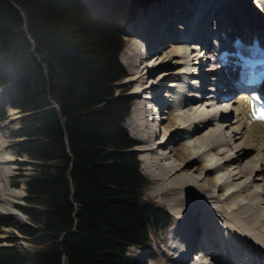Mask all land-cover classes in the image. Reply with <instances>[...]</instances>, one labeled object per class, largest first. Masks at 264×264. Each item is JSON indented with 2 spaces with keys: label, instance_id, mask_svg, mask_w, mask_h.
I'll list each match as a JSON object with an SVG mask.
<instances>
[{
  "label": "trees",
  "instance_id": "trees-1",
  "mask_svg": "<svg viewBox=\"0 0 264 264\" xmlns=\"http://www.w3.org/2000/svg\"><path fill=\"white\" fill-rule=\"evenodd\" d=\"M149 2L0 0V122L22 113L12 135L30 166L27 222L0 219L27 245L8 238L0 264H136L126 249L166 225L123 127L130 99L116 96L122 32Z\"/></svg>",
  "mask_w": 264,
  "mask_h": 264
},
{
  "label": "bare ground",
  "instance_id": "bare-ground-1",
  "mask_svg": "<svg viewBox=\"0 0 264 264\" xmlns=\"http://www.w3.org/2000/svg\"><path fill=\"white\" fill-rule=\"evenodd\" d=\"M151 8L147 19L142 16L138 20L136 29L129 26L128 33L132 29L133 40L121 55V63L129 72L125 79L134 84L131 95L135 100L127 122L131 135L141 144L135 148L144 160L141 169L155 183L156 194L164 199L163 203L174 218L163 248L159 252L153 251L148 263L154 264L161 256L163 264H227V255L217 244L213 223L233 232L245 243L247 252L244 255L248 261L255 260H250L254 255L264 258V160L261 159L264 156V123L249 116L244 93L233 101L235 106L228 114L221 107L222 102L217 101V89L224 84L222 78L227 64L217 61L215 66L207 68L204 62L210 59L204 58L197 96L190 97L193 92L181 93L168 108L163 107L166 103L158 95L164 77L180 72L178 56L183 38L177 35V31L182 30L187 36H192L193 48L202 44L208 51L218 49L209 39L212 34L209 27L215 20L214 37L219 32L231 39L233 35L245 37L252 33L264 42V0H159ZM232 15L234 17L231 18ZM235 17L236 21L233 20ZM171 22L172 25L169 24ZM148 55L153 60L150 64ZM172 66L176 67L175 70L169 71ZM207 74L212 76L211 85L215 91L207 94L205 107L199 109L205 94L202 89L208 83ZM152 93L155 95L151 100L157 103L153 109L149 107ZM185 97L186 102H183ZM223 102L229 103V100ZM12 110L16 112L9 108V121L14 119ZM228 123L232 126L229 143L233 144L229 148L228 141L222 136V126ZM163 124L166 137L156 141L158 129ZM174 135L178 137L179 146L168 151ZM238 142L236 149L235 143ZM4 147L0 135V202L7 201V206L1 204V208L6 209L0 210V216L10 214L7 208H13L23 196L21 188L16 190L8 182L2 184L12 160L9 153L3 151ZM252 150L256 153L252 154ZM235 154L243 158L241 163L245 161L248 165L239 164L236 169L234 164L239 159ZM259 154L262 155L258 157ZM223 169L225 174L219 175ZM241 177L245 180L239 182ZM21 186L25 188L24 182ZM213 188L219 192L218 195L211 194ZM258 210L263 213L260 212L261 216ZM202 241L203 246L200 245ZM198 250L201 253L197 256ZM127 252L139 255L143 262L149 260L144 250L129 247ZM192 252L195 253L194 258Z\"/></svg>",
  "mask_w": 264,
  "mask_h": 264
},
{
  "label": "rangeland",
  "instance_id": "rangeland-1",
  "mask_svg": "<svg viewBox=\"0 0 264 264\" xmlns=\"http://www.w3.org/2000/svg\"><path fill=\"white\" fill-rule=\"evenodd\" d=\"M158 1L159 0H150V2L145 7H140L139 8V10L136 12L135 17H134V20L136 22H133L132 23V26L135 29L137 28L136 24H137L138 20L142 16H144V18L147 19L148 18V15L147 14L149 12V9L151 10L152 9L151 7L153 5H155V2H158ZM235 15L237 16V14H235ZM232 17H234V15H232L231 18ZM233 20L236 21V17ZM213 21H214V19H212V22ZM172 23L173 22H171L169 24L172 25ZM214 23H216V20L213 22L212 25H210V27H213L214 26ZM132 26H131V28H132ZM123 37H124V40H125V44L126 45L131 44V42L133 40V38H132V29H129V33H128V28H127V30L124 29ZM165 48L168 49V47H165ZM159 53H160V55H163L162 52L159 51ZM121 54L118 57L119 61H121ZM149 58L151 59V55H148L147 56V62L150 64V63H152L153 60L152 59L150 60ZM211 65H212V62L210 61L209 62V66H211ZM122 66H123L125 72L126 73H129L127 71L126 67L123 64H122ZM154 75H156V74H154ZM207 76H208V78H207L208 79V83H206L204 89H202V92L204 91L205 94H204V98H201V100H200L202 103L200 105H198V108L199 109H202V108L205 107V104L204 103L207 102L206 100H208L207 99V94H210L212 91H215V89H213V86L211 85V78H212V76L211 75H208V74H207ZM148 79H151V78H148ZM149 81L150 80H148V82ZM117 86H118V89L116 90V96L117 97H125L126 96L127 98L131 99V108H132L133 107V104H134L135 97H133L131 95V91L134 88V84H130V82H127V79L124 78L122 81H120L117 84ZM162 87H164V86H162ZM222 87H224V84H222V85H220L218 87V89H217L218 92L221 91ZM208 88L211 90V92H209L210 90H208ZM0 95H1V91H0ZM205 95H206V97H205ZM9 108H11V107H9V106L7 107V118H8V115L11 113V111L9 112ZM165 109H167V108H165ZM15 111L16 112L13 111L14 112V119L12 121H9V120L6 119L7 121L5 123L4 122H0V135L2 136V138L4 140V144H5V147H4L3 151H6V153L8 152L9 153V156L12 158L11 162H9L10 165H11L10 166V169L7 170L6 179L5 180L2 179V184L5 185L8 182V185L10 187H13L12 186L13 185V182H17L18 181L19 182V186L17 188L16 187H13V188H16V190H20V188H21V191L23 193V196L21 197V199H18L17 200L18 203H16L13 208H11V207H8L7 208V209H10L11 213L8 214V215H6V216H0V219L1 220H6V221H9V222H13V223H15V222L24 223L27 220L25 218V215L19 210V207L25 205V203H26L25 202V197H26L27 193L25 191V188L22 189V186L21 185H23L24 178L28 174V172L30 171V166L27 164V158L25 156L19 154L17 152V150H16V143L19 142L21 139L20 138L13 137L12 133H13V131L17 130L19 128V126H20V116L22 115V113H20L18 110H15ZM186 111H187V109H186ZM129 112H131V110ZM164 114H166V113L164 112ZM232 121H233V119H232ZM164 124L161 125L159 127V129H158V133L159 134H158V137L156 138V141L157 140H160L162 138L164 139V136L166 137V132L167 131H164L165 129L163 130ZM228 125H229V123L227 125L224 124V126H222L224 128L223 133H222L223 134L222 136L229 143V142H231V139H232L231 138L232 135H230L231 134V131H232V126H228ZM123 127L127 131V133L130 136V138L133 139V140H136L131 135V133L129 131V125H128V122H127V118L125 119V121L123 123ZM208 127H211V126H208ZM176 134H179V133H176ZM177 140H178L177 135H174V139L172 140V142L168 146V149H167L168 151H171V147L172 148H176V147L179 146V142ZM238 144H239V142L238 143H235L236 149L238 148V146H237ZM229 145H230V147H233V144L229 143L228 144V148H229ZM226 147H227V145H226ZM132 151H134L136 153V155H137V157L139 159V162H140L139 171H140V173L144 177H146V179L148 180V184L146 185V187L143 190V195H144L145 199L150 200V201H153L154 203H156V204L162 206L163 208H165L168 211V214H169L170 220H171L170 223L167 225V227L163 228L162 230H160L158 232L151 230V232H150L151 233V239H150L149 246L146 249H144V252H143L146 255H149L150 256V257L147 256V259H149V258L151 259V254L153 253V251L159 252V250L161 248H163L165 239H167L168 236H169V230H170V228H171V226L173 224V219L174 218L172 216V212L170 211V209L168 207H166L167 206L166 204L163 203L164 202V199H162L161 197H159L156 194V192L154 190L155 183L150 179V177L148 175H146V174H144L142 172V169H143V166H144V163H143L144 160L142 159L140 152L138 150H136L135 148L132 149ZM251 153L252 154L253 153L255 154L256 151L255 150H252ZM236 155L237 154H235V158L236 159H239V160H236L234 166H235V168L237 167L236 169H238V165L239 164L240 165H242V164L245 165L246 163H244L245 161H243V163H241V159H243V158L242 157H237ZM260 155H262V154H259L257 156L259 157ZM252 156H254V155H252ZM261 159L264 160V156H262ZM222 162H223V160H222ZM6 164H8V163H6ZM247 165H248V163L246 164V166ZM235 168H232L233 170H231V168H229V169L231 171H234ZM235 171H237V170H235ZM224 172H226L225 169H223L219 175L225 174ZM17 176H20V177L18 178ZM229 180H231V178H229ZM242 180H245L244 177H241L239 179V182H242ZM263 186H264V184H263ZM211 194L212 195H218L219 192L215 188H213V191L211 192ZM6 202H7L6 200L4 201V203H3V201H1L0 202V205L2 204L3 206L4 205L7 206L6 205ZM2 205L0 206V210L4 209V208H1V207H3ZM5 209L2 210V211H5ZM188 211L189 210H185V212H188ZM258 211H259V214H260L261 210H258ZM19 213L20 214L22 213L23 216L20 215ZM260 216H261V214H260ZM261 218L263 219V217H261ZM4 229H6V231H3ZM4 232H6V233H4ZM223 233L227 234V236L230 238L229 243L232 245L234 251L237 252L239 250V247L241 245V242L239 240H235V237L233 236V232H229L226 228H224ZM10 237H17L18 238V241L14 244L17 247H23V246H26L27 245V243L25 241L19 239V238H21L20 237V234L16 231V229L14 227H11V226L1 227L0 228V241H1L0 244L9 245L10 243H8L7 240ZM142 250L143 249H141V251ZM128 254L134 255L137 258L136 264H149L151 262L150 259L146 261L147 263L146 262H143V258L140 257L139 255L135 254V253L132 254V252L131 253L128 252ZM161 259H162L161 256L158 257V259L156 260V262L154 264H163V263H161ZM163 260L164 259H162V261ZM189 261H190V263L192 262L191 259Z\"/></svg>",
  "mask_w": 264,
  "mask_h": 264
},
{
  "label": "snow or ice",
  "instance_id": "snow-or-ice-1",
  "mask_svg": "<svg viewBox=\"0 0 264 264\" xmlns=\"http://www.w3.org/2000/svg\"><path fill=\"white\" fill-rule=\"evenodd\" d=\"M256 99V97H253V100ZM253 118L264 120V111H262L261 108L257 107L255 104H253ZM205 264H207V262H205Z\"/></svg>",
  "mask_w": 264,
  "mask_h": 264
}]
</instances>
